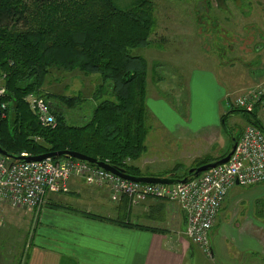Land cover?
<instances>
[{"label": "trees", "instance_id": "1", "mask_svg": "<svg viewBox=\"0 0 264 264\" xmlns=\"http://www.w3.org/2000/svg\"><path fill=\"white\" fill-rule=\"evenodd\" d=\"M155 24L154 0H0V77L9 103L7 116L0 117L1 147L13 155L31 156L70 149L143 175L134 162L147 149L149 64L131 51L151 44ZM53 67L102 77L99 91L109 96L84 124H70L67 118L80 120L79 112L70 116V111L84 106L85 97L44 93ZM32 93L48 102L55 126L42 124L33 112L26 100ZM241 110L253 116L249 124L260 123L258 107L254 112ZM241 134L229 131L231 145L232 137L238 141ZM193 166L180 175L176 165L174 176H188ZM28 258L24 249L18 262Z\"/></svg>", "mask_w": 264, "mask_h": 264}, {"label": "rangeland", "instance_id": "2", "mask_svg": "<svg viewBox=\"0 0 264 264\" xmlns=\"http://www.w3.org/2000/svg\"><path fill=\"white\" fill-rule=\"evenodd\" d=\"M154 17L156 24L151 44L131 51L148 61L147 95H157V88L165 90L158 95L176 114L161 110L159 116L173 130L178 123L184 129L190 128L192 132L204 125L211 126L209 130L218 132L215 149L221 146L225 148L223 155L231 148L229 131H234V135L243 133L250 125L249 118L253 117L241 109L233 111L237 108L234 100L257 88H264V0H154ZM191 78L194 92L192 98L189 93ZM2 82L1 78L0 84ZM102 83L99 74L86 75L79 70L66 71L53 67L47 77L44 93L68 96L81 94L85 97L86 106L81 105L78 110L70 111V116L79 112L80 120L72 122L67 118L70 124L82 125L91 117L94 107L109 96L101 95L99 88ZM219 91L224 95L228 92L227 98L220 99ZM63 110L66 111L65 106ZM257 113L258 120L263 122V111L260 109ZM159 134L157 126L151 125L152 149L155 148L152 140ZM181 144L179 140H169L161 148L159 143L158 152L174 151L175 146ZM177 161L183 163V167L191 164L178 158ZM154 168L151 166L149 171L153 172ZM187 168L179 171V174H184ZM256 188L258 193L262 191L259 185H236L227 197H248ZM73 191L68 185L60 194L61 201L64 202L67 195H74ZM110 195L116 202L124 197L112 191ZM166 202L171 210L175 208L174 212L182 209L178 203ZM34 211V208L27 206L12 207L9 203L1 208L0 264L19 263L20 253L27 250L32 239L30 233L34 226ZM182 236L189 242L190 262H196L197 258L200 262L204 259L202 255L206 259L211 258L202 253L185 233Z\"/></svg>", "mask_w": 264, "mask_h": 264}, {"label": "crops", "instance_id": "3", "mask_svg": "<svg viewBox=\"0 0 264 264\" xmlns=\"http://www.w3.org/2000/svg\"><path fill=\"white\" fill-rule=\"evenodd\" d=\"M193 78L189 82L190 98L194 95ZM162 91L165 90L157 88V95H147V149L134 165L143 175L169 176L174 174L176 165L181 166L179 173L200 158L219 157L225 148L215 149L218 132L209 130L211 126L204 125L192 132L178 123L173 130L161 119V110L176 114L158 95ZM222 92L219 91V98L226 99L228 92ZM151 125H156L160 132L152 140L153 149ZM169 140L183 144L175 146L174 151L159 153V143L162 148ZM177 158L191 164L185 163L188 165L183 167ZM158 162L163 163L155 165ZM151 166L156 167L153 172L149 171ZM68 185L76 196L67 195L62 202L63 192L49 193L46 204L33 212L29 258L22 264H264V182L256 184L262 190L259 193L257 187L248 197H226L210 231L211 261L202 255L200 262L198 258L196 262L189 261V242L182 236L186 235L187 226L183 209L174 212L175 208L171 210L166 200L157 198L131 204L124 196L116 202L107 186L89 185L77 177L69 180Z\"/></svg>", "mask_w": 264, "mask_h": 264}, {"label": "built area", "instance_id": "4", "mask_svg": "<svg viewBox=\"0 0 264 264\" xmlns=\"http://www.w3.org/2000/svg\"><path fill=\"white\" fill-rule=\"evenodd\" d=\"M6 89L0 84V117L7 116L9 103L4 100ZM33 112L44 125H56L50 105L43 97H26ZM230 103V102H229ZM235 106L248 112L263 111V122L250 124L241 134L229 161L185 183H139L111 171L97 168L75 158L54 161H12L0 153V210L5 203L12 207L39 209L49 193H60L69 180L81 178L89 185L107 186L116 195L127 196L132 204L148 198L178 203L187 215L186 235L202 253L212 257L210 231L233 186H252L264 182V88L238 96ZM21 155L27 156L28 153ZM115 199H120L116 197Z\"/></svg>", "mask_w": 264, "mask_h": 264}, {"label": "water", "instance_id": "5", "mask_svg": "<svg viewBox=\"0 0 264 264\" xmlns=\"http://www.w3.org/2000/svg\"><path fill=\"white\" fill-rule=\"evenodd\" d=\"M236 146H237V139L235 136H233L231 150L228 152L227 155H225L224 157L220 159L211 161L209 163L190 168L188 170V176H185L183 178L176 177L174 176V174H170L169 176H151V175L130 174L124 168L111 165L106 161L98 160L96 158L90 157L81 152L73 151L70 149L47 152V153H43L37 156H31V155L24 156V155L10 154L6 150H4L0 145V153L4 155L5 157L11 159L12 161H23V162L41 161V160H46V159H56L60 157L75 158V159H80L82 161L91 163L97 168H103L105 170L111 171L130 181L139 182V183L175 184V183H185L190 179L191 175L199 176L201 173L205 171L215 168L218 165L227 163L231 155L234 153Z\"/></svg>", "mask_w": 264, "mask_h": 264}]
</instances>
